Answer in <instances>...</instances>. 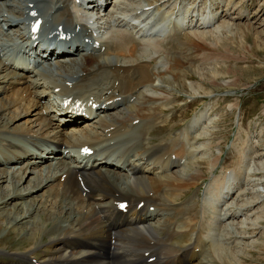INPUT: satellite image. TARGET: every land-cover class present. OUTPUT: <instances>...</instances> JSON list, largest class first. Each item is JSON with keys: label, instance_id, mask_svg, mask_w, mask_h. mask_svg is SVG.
I'll return each instance as SVG.
<instances>
[{"label": "bare ground", "instance_id": "1", "mask_svg": "<svg viewBox=\"0 0 264 264\" xmlns=\"http://www.w3.org/2000/svg\"><path fill=\"white\" fill-rule=\"evenodd\" d=\"M102 1L103 4L99 5L96 0H88L87 2L91 3V8L84 9L76 0H65L66 7L71 5L69 12L71 21L69 23H80L86 29L87 26L84 25L86 21L93 18L94 13L103 11V14L98 16L97 21L104 18L105 24L109 26L110 36L102 39V35H99V39L101 44L108 48L106 50L112 51L118 56L114 61L104 63L97 61L99 67L96 71H90L88 66L91 64L90 61L96 60L98 56L87 57V61L83 62V73L78 76V79L71 81V85L65 84L66 81H57L47 77L42 73L43 71L39 70L37 74H33V78L27 79L26 77L22 86L21 82L12 78L14 69L10 67L11 63L8 61L4 63L0 57V99L3 98V101L0 102V131L26 135L29 137V144L36 148L41 144L39 140L48 142L41 148L45 153H39L32 148L29 149L27 145L11 136L0 135V143L2 142L7 146L6 152L0 151V168L2 169L0 170V208L6 210L3 220L5 225L0 222V230H2L0 238H6L7 235L13 234L14 238L18 239L19 244L22 245V248L17 247L18 249L14 250L0 248V258H6L7 264H32L29 259L33 256V248L45 245L46 249L36 253V260L39 264H134L141 259L144 260L145 264H245L244 261L242 262L244 256L240 251L243 248L238 250L229 248L217 238L214 231L223 224L221 232L229 235L228 226L230 225L232 228L235 224H228L234 221V210L239 211L240 214H245L246 200L238 202V205L237 203L232 205V203L238 192L240 194L241 191L243 195L245 188L243 182L246 180L247 174L250 177L249 173L251 172L249 169L247 170L249 165L245 161L254 160V154L248 153L250 156L246 159L247 153L240 149L239 152H242L239 153L235 163L237 170L233 167L228 169V172H221L222 174L213 176L215 178L213 182L216 185L213 187L215 192L220 183H226L230 189L232 186H236V190L238 189L237 195L232 197V201L230 200V205L229 199L225 200L224 210L222 207H217V201L211 198L203 196L200 201L197 197L192 196L189 189L197 186L198 180L206 175V170L212 171L220 158L219 154L216 153L207 158L204 153L207 155V147L211 146L212 141L201 142L199 140L200 137L210 134L207 131V126L211 124L213 118L209 115L211 119L209 120L206 118L207 113L199 110L196 113H199L198 115L195 114L184 122L185 139L188 142L187 146L190 145L188 149L179 135L173 136L176 133V127L170 128L171 130L167 131L168 135L158 137V134H154L159 127L166 123L157 121V112L161 110L160 106L142 105L144 102L157 100L146 91V86H150L151 80L154 78L160 81H168L165 77L166 68L170 73L176 68L166 67L162 69L159 66L156 67L155 64L160 61L161 54H166L165 51L159 50L162 46L161 39L147 37H145L147 38L146 41L137 39L127 27L123 26V21L129 22L124 13L140 15L147 10L143 8L144 6L151 5L150 1L133 2L132 0L129 3H121L111 8H107L111 0ZM166 2H168L166 5L168 8L173 2L175 7L180 6V1L177 2V0H158L152 4L156 6ZM129 4L133 6L143 5L140 12H137ZM149 7L151 8V6ZM180 7L175 10L172 26L176 28L180 26L182 29L188 28V31L177 36L178 40L183 37L179 41L180 43L177 42V47L179 48L181 43L191 44V46H181V48L188 47L187 56L190 54L189 58H192L191 55L195 52L193 51L194 47L204 42L205 38L212 37L219 41L218 36L233 26L225 21L214 26L212 20L215 15L210 12V15L208 13L204 17V21L209 22L214 28L208 31L198 30L197 18L194 20L193 14V18H190L189 13L187 15V12H181ZM193 7L191 11L195 10ZM174 9L172 6L171 12ZM20 18L25 19V17ZM52 18V24L60 19L58 16ZM161 18L164 19L163 16ZM3 19L7 20L6 17ZM165 21L167 18L164 19ZM56 24L59 23L56 22ZM56 24L52 27L55 36L59 32ZM62 29L68 32L67 28L64 30V26ZM31 41L29 39V42ZM151 49H154L158 54H152ZM64 50L53 52V49H48L47 54L53 53L56 68H68L65 79H72L74 72L70 69L72 68L71 65L76 62V57H69V61L62 62L60 58L66 55ZM70 50L69 54L73 53L76 48ZM4 58L6 59V57ZM18 60L20 64L16 69L24 71V67H27L25 71L30 68L32 73L37 70V61L34 57L30 60V64L24 63L20 57ZM179 64L181 65V63ZM179 69L181 68L179 67L177 70ZM185 70L192 72L191 66L188 64ZM156 85L154 90H162L161 84L157 83ZM188 85L197 95L205 94V92L200 91L201 86H198V82ZM53 86H58L55 94L62 96L60 99L71 96L73 100V97H76L75 88L86 91L85 95L91 93L98 98L102 111L106 114L119 104L125 103L127 96L135 95L136 102L129 103L126 107L131 110L135 106H140L139 109L142 112L131 111L128 115L122 112L113 113L114 116H119L118 118L121 120L119 125L122 127V132H125L128 127L138 129L136 134H128V137L133 138L132 142L135 144L133 157L125 154L122 159L123 162L127 163L130 176L118 169L110 168L109 163H90L87 172H81V179H85L88 185L87 191L84 195L75 191L79 188L80 180L76 170L71 167L68 160L69 149L64 154H60L63 151L58 152V149L59 147L72 146L76 134L73 131L69 133L67 130H63L62 135L57 133L63 128L64 123L53 119L58 107L53 108L48 105V103L53 104L49 99L53 92ZM48 88L50 89L48 90ZM158 97L167 99V95H158ZM173 97L174 95L169 99L172 100ZM176 98L178 97L176 96ZM37 106L39 109L36 108ZM42 107L45 108L44 111H42ZM50 111L54 113L50 115ZM3 112L5 113L3 114ZM142 114L152 115L151 121L141 116ZM134 118H138L135 123L132 121ZM20 120L23 121L19 123ZM202 123L206 126H203ZM171 131H174V134ZM94 136L97 137V135ZM105 138H107L106 133L103 135V139ZM177 142L180 144L176 145ZM196 143H200V145L195 146ZM176 147L178 149L174 150ZM172 152H176L175 154L179 156L189 152L190 155L199 158V162H206L207 166L199 172L189 174L187 180L180 177L182 176L181 169L173 170L171 174L163 177L166 171L163 170L162 165ZM49 154L54 155L53 160L49 158L51 156ZM19 161L22 163L15 166ZM243 162L246 163V166ZM11 165L12 168L9 169ZM105 168L108 170L104 171ZM8 170L13 171L8 172ZM62 175L64 177L60 180ZM133 181L136 183L134 184ZM23 182L26 184L23 185ZM2 183L8 185L1 188ZM43 188L45 189L42 194ZM187 191L188 194L184 197ZM209 191L211 190L206 189V193ZM38 192L42 194L41 199L39 198L41 194L39 195ZM194 193L197 192L194 191ZM257 195L258 192L255 196ZM45 196L46 199L43 198ZM122 197L129 199L126 213L117 209L116 201ZM187 197V201L181 206L180 203ZM140 200L145 201L142 209H147L146 204H153L164 213L162 217L164 219L159 222L158 226L146 222L147 213L138 212L136 204ZM48 202H53L50 208L40 211L41 208L47 206ZM9 204L12 205L13 212H8L11 207L6 209ZM129 213L134 215L120 219L122 215ZM34 215L36 220L31 219L32 221H30L29 218L34 217ZM257 217L259 216L251 217L253 218L251 220L255 221ZM238 219L239 221L235 220L237 231L246 232L248 229L244 225L246 221ZM227 221L228 223H226ZM7 225L8 227H6ZM32 226H34L33 230H31ZM173 226L176 228L173 229ZM127 234L131 235L132 238L127 237ZM112 238L115 240L114 243ZM46 241L49 242L46 243ZM240 242L244 243L241 238L239 239ZM247 243L250 244L251 242L248 241ZM195 249H199L203 253L200 258L193 252ZM96 255H99V258H96ZM149 257H152L151 261L147 260Z\"/></svg>", "mask_w": 264, "mask_h": 264}, {"label": "rangeland", "instance_id": "2", "mask_svg": "<svg viewBox=\"0 0 264 264\" xmlns=\"http://www.w3.org/2000/svg\"><path fill=\"white\" fill-rule=\"evenodd\" d=\"M30 1L32 0H22V2H27L23 6V9L33 8L36 11L37 15H44L43 11H37V7L34 6L35 4H31L29 6L28 2ZM34 1L36 0H33V2ZM137 1L140 0H133V2ZM149 1L150 4H152L153 2H157L158 0ZM216 1L217 3L224 2V0ZM225 1H231V5H228L225 8L226 12L229 14H225L224 17H221L220 22L225 21L232 24L233 26L230 30L228 29L224 31L223 29L224 32L220 34L221 36H218L219 41H216L212 37L205 38V41L200 43L201 45L199 44L197 47H194L193 51H195V55L192 53V58H189L190 54L187 56L188 47L181 48V46H191V44L181 43V46L179 48L177 47L178 43L175 44L177 49H179V51L182 52L183 55L174 54L176 52L172 48H169L168 52L166 48H163L162 46L160 47L161 49L159 50L168 53L169 57H174L173 59H170V64L174 67V69L176 68L171 73L167 71L166 68L165 77L168 81L161 80V82L162 84L165 83L166 85L164 86L165 93L167 95L166 100L174 95L172 100L169 99V101L171 100L175 117L178 119V121L187 119L190 115L203 108H206L210 113L209 115L213 118L211 120L210 116L206 114V118H209V120H211V124H209L210 126H207V131L209 132L210 130L211 133L209 132L210 134H208L207 136L211 137L212 141L214 142V144H211L212 149L221 148V158L217 163L218 168H215L214 171L219 172L224 167H234L235 169L236 160L239 156V153L242 152H239L240 149H243L247 153L245 157L246 159L250 155L254 154V160H246L244 158V160H246L245 162H248L247 164L249 165L247 170L249 169V172L251 171L249 173L250 177H248L247 174L246 182L244 181L245 184L243 185V187L245 186L243 195L241 194V191L240 194L239 192L237 193L238 195L235 194V196L237 195L238 197L233 196L235 198L232 203V205H234L235 203H237L238 205V202L246 200L245 202H247V206H245V214H241L242 218H239L240 220L243 219L242 221H246V224L244 225H246L248 229L246 232H243L244 234L237 231L236 221H239V219H234V217H236L235 213L237 211L234 210V221L228 223V220L226 222L228 224L235 223L233 224L232 228L230 225L228 226L229 230H233L232 234L229 235V237L234 238V240H232V238L227 239L226 244L229 246V248L234 250L243 248L242 250H240L244 256L242 258V262L244 261L243 263L264 264V0ZM22 2H20L19 0H10L9 3L7 0H0V5H3L5 11H10L12 10L13 4H22ZM172 6L173 8H175L174 2L171 3L169 9H172ZM193 6L194 1H188L187 3L182 5L183 10H181V12H187L188 15L190 11L189 17L193 18V13H191ZM242 6L243 9H241ZM179 7L180 6H178V8ZM194 8L195 6L193 7V9ZM20 13L21 14H19V17L28 18L27 10H21ZM210 14L211 13H209L208 15ZM11 17L14 20L18 18L14 17L13 15ZM3 18L5 17L2 16V19ZM2 19L0 16V25H4V19ZM50 21H53V18H51ZM55 22L60 23V19L56 20ZM214 26L212 28L204 27V29H206L204 31L212 30ZM199 29H203V27H199ZM169 36L167 35V38H169ZM180 38L181 39L179 41H181L183 37ZM12 45V40L10 42H7V46H5L2 51L8 52L9 49L14 48V46ZM167 46L169 45L167 44ZM25 50L26 48H24L22 51ZM151 53L157 54V52L153 49L151 50ZM169 57L163 55L162 60H165ZM111 58H114V56L111 55ZM166 60V64L168 67L169 60ZM179 63H181L182 66ZM187 64L188 66H191V71L193 73L185 70ZM165 66L166 65H164L163 68H165ZM78 67L79 66L76 65L75 69L77 70ZM179 67L181 69L177 70ZM155 82H159L157 78ZM194 82H198V86H201L200 91L205 92V94L202 93L197 95L195 91L189 88L188 84H192ZM176 96L178 98H176ZM1 101H3V98L0 99V102ZM36 108L39 109V106H37ZM4 113L5 112H3V114ZM22 121L23 120H20L19 123H21ZM203 126H206V124H203ZM168 128L169 127H167L166 124H163L161 127H159L158 130L155 131L154 134H158V137L162 135H168L167 131L171 130L170 128ZM171 132L172 134H174V131ZM176 135H178V133H175L173 136ZM170 136L172 137V135ZM202 137H200L199 139L201 140V142H208V140L202 139ZM200 143H196L195 146L200 145ZM189 146L190 145L188 144L187 147ZM176 149L178 148H174V150ZM206 153L207 155H214L210 150V146L207 147ZM216 154H219L220 156L219 152H217ZM157 162L159 163V161ZM246 163H244L245 166ZM0 170L2 169L0 168ZM11 171L13 170H8V172ZM22 184L25 185L26 182H23ZM7 185L8 184L2 183L1 188H4ZM44 189L45 188H43V190L41 189L42 194ZM257 192L258 195L255 196ZM38 194L40 195L41 192H38ZM42 194L40 197L39 195H37V197L41 199ZM187 194L188 191L186 192L184 197H186ZM43 198L46 199V196ZM187 199L188 197L180 203L181 206L184 205ZM231 201H229V205L231 204ZM52 203L53 202H48L47 206L45 208H41L40 211L49 209ZM9 207H11V209H9ZM6 209H9L8 212H13V207L11 204L7 205ZM5 212L6 210L4 211L0 208V222L3 225H5V222L3 221L5 218ZM257 215L259 216L256 218L257 220L252 221L251 219L253 218L251 217ZM31 219L33 221L36 220V216L34 215V217L32 216L31 218H29L30 221H32ZM6 227H8V225ZM32 228L34 229V226L31 227V230H33ZM172 228L174 229L176 228V226H173ZM1 231L2 230H0V234L2 233ZM7 231L8 229L6 230V232ZM245 234L249 236H246ZM239 236L244 243H239ZM217 238H219L218 235ZM248 241H250L251 243L248 244ZM17 247L22 248V245L19 244L18 239L14 238L13 234H11L10 236L7 235L6 238H0V248L14 250L18 249ZM39 248L40 250L46 249V247L42 245L41 247L39 246ZM33 253L34 251L32 252V254ZM6 261V258H0V263L7 264L8 262Z\"/></svg>", "mask_w": 264, "mask_h": 264}]
</instances>
